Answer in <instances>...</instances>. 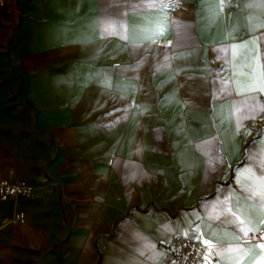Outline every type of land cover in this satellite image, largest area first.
Returning a JSON list of instances; mask_svg holds the SVG:
<instances>
[{
  "label": "crops",
  "instance_id": "0c3cea01",
  "mask_svg": "<svg viewBox=\"0 0 264 264\" xmlns=\"http://www.w3.org/2000/svg\"><path fill=\"white\" fill-rule=\"evenodd\" d=\"M155 2L167 7L121 16L123 0H0V180L11 169L34 188L31 202L0 199V264H167L175 239L214 211L235 243L232 217L212 206L238 194V170L262 146L264 113L237 132L233 105L237 82L264 72V29L249 19L264 9ZM146 17L167 27L155 43L102 34L103 21Z\"/></svg>",
  "mask_w": 264,
  "mask_h": 264
},
{
  "label": "snow or ice",
  "instance_id": "6c2138e0",
  "mask_svg": "<svg viewBox=\"0 0 264 264\" xmlns=\"http://www.w3.org/2000/svg\"><path fill=\"white\" fill-rule=\"evenodd\" d=\"M123 3L127 6L126 11L121 13V16L125 14H139L146 8H165L166 5L158 4L153 0L151 3L145 4L143 0H123ZM223 7V5H221ZM248 8H262L264 9V0L260 3L250 2L247 3ZM146 23L143 25H131L126 20L119 18H113L103 21L101 24L102 34L108 35L113 32L116 34H125V38L129 45L135 48L142 47L144 42L155 43L156 40L161 39L167 31L166 25L160 23L158 20H154L151 17H146ZM250 20H254L255 23L251 27L256 29H264V15L257 17H249ZM183 28L187 29V25H183ZM186 38L190 39L187 32ZM264 39V36L260 37ZM166 46H170L166 45ZM240 45H233L232 52L234 53L236 48ZM190 51L187 52H174L172 58H182L185 55H190ZM165 59H168V55L165 54ZM143 64V59L138 60L136 64L130 67H124L121 69V73L128 71H138ZM168 65H164L167 67ZM251 79L249 82L238 83V90L236 94L243 99L233 105V115L236 117L237 132L242 127V121L248 119H255L261 113H264V102L259 99V96L264 95V72H261L258 76ZM225 83V82H221ZM103 86L105 88L113 87L111 81L107 76L103 78ZM134 87L130 82L128 84L120 85V91L127 92L128 88ZM220 94L231 95V91L228 89H221L218 91L217 98ZM187 103V102H186ZM245 109L243 115H240L241 110ZM223 113V109L219 110ZM228 117H222V122H225ZM108 125L106 127H110ZM254 143H261L262 146L257 156L253 157V163H249L242 171L238 170L237 183L239 187L236 189L237 195H230L222 203L213 205L212 208L219 209L221 213L228 214L232 219L227 220L228 228L226 232H231V240L235 243H225L224 238L219 236L216 229L221 225L214 224L213 221L219 220V216L215 214L207 217L204 222H193L190 233L184 238L188 241H199L207 249L209 256H215L219 259V264H243V258L253 253L255 248L261 250L259 260L261 264H264V132L260 133V140ZM231 205V207H229ZM247 239H254L257 241L253 245L247 247L243 246ZM223 245V247H221ZM163 253L153 252V259H158ZM209 256H205V260L209 259ZM249 264H253L252 261Z\"/></svg>",
  "mask_w": 264,
  "mask_h": 264
},
{
  "label": "built area",
  "instance_id": "2783aa9c",
  "mask_svg": "<svg viewBox=\"0 0 264 264\" xmlns=\"http://www.w3.org/2000/svg\"><path fill=\"white\" fill-rule=\"evenodd\" d=\"M8 178L0 180V199H22L31 202L34 188L28 181L14 180V173L10 169L7 171ZM255 241L254 239H249ZM175 249L171 253V259L167 264H218L215 256H209L205 246L199 241L191 242L184 237L175 239ZM257 242V241H255ZM205 256H209L205 260Z\"/></svg>",
  "mask_w": 264,
  "mask_h": 264
}]
</instances>
